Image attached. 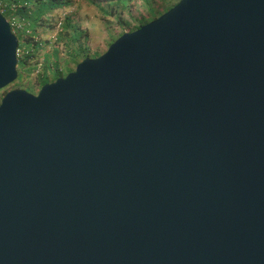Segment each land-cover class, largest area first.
Segmentation results:
<instances>
[{"label": "water", "instance_id": "95a60500", "mask_svg": "<svg viewBox=\"0 0 264 264\" xmlns=\"http://www.w3.org/2000/svg\"><path fill=\"white\" fill-rule=\"evenodd\" d=\"M17 49L0 13V90ZM0 264H264V0H179L6 92Z\"/></svg>", "mask_w": 264, "mask_h": 264}, {"label": "rangeland", "instance_id": "374dc122", "mask_svg": "<svg viewBox=\"0 0 264 264\" xmlns=\"http://www.w3.org/2000/svg\"><path fill=\"white\" fill-rule=\"evenodd\" d=\"M67 1L66 7L47 14L44 26L37 27L36 33L31 34L30 39L28 37L29 45L23 49V53L27 49V55L34 56L28 58L22 67L17 66L18 78L0 90V99L13 89H25L37 94L41 88L37 82L39 78L45 77L49 83L53 82L56 68L61 71L62 77L66 76L82 61L83 56L96 58L106 52L120 35L139 25V17L154 20L179 0H164L157 6L155 15L146 11L143 0H129L124 6L114 4L115 0ZM149 1L155 4L160 0ZM14 15L18 17L16 13ZM66 19L70 20V28L63 26ZM33 43L38 44L37 49ZM27 55L21 54L25 58Z\"/></svg>", "mask_w": 264, "mask_h": 264}, {"label": "trees", "instance_id": "16d2710c", "mask_svg": "<svg viewBox=\"0 0 264 264\" xmlns=\"http://www.w3.org/2000/svg\"><path fill=\"white\" fill-rule=\"evenodd\" d=\"M1 1L4 2L7 9L13 4H15V5L20 4V7L17 9L16 14L18 15L19 18L23 19L26 23L29 24L28 28L31 30V34H33V35L36 33L37 27L44 26L43 23L47 20L46 19L47 14H50L52 11H54L56 9L66 7V5L68 3L67 0H1ZM128 1L129 0H115L114 4L124 6V5H127ZM111 2H113V1H111ZM143 2L146 5V11L149 12V14H151V15H155V13H157L155 11L157 6H159V4L164 3V0H160L155 4L151 3L149 0H143ZM29 4H30V6H29ZM31 5H32V8H31ZM173 6L174 5H172L170 7L168 6L164 10V12L169 10ZM10 13L11 12L8 11V14H10ZM14 14L15 13H13V15ZM138 21H139V25L132 28V30H130V31L136 30L140 26L150 22V20H147V19L145 20V19H143V17H139ZM63 26L65 28H70L71 27L70 20L66 19ZM27 42H29V41L27 40ZM33 45H34V43H33ZM34 48L37 49L38 44L34 45ZM80 50L84 51V49H80ZM32 56H34V55H30V56L27 55V57L23 58V59L18 58V66L22 67L28 61V58H30ZM87 57L88 56L85 55L81 58V60H83L84 58H87ZM60 77H62L61 71H59V69L56 68V71L54 72V77H53L52 81H54ZM37 82L42 87L44 84L49 83L50 81L48 79H46L45 77H41L38 79Z\"/></svg>", "mask_w": 264, "mask_h": 264}, {"label": "built area", "instance_id": "2783aa9c", "mask_svg": "<svg viewBox=\"0 0 264 264\" xmlns=\"http://www.w3.org/2000/svg\"><path fill=\"white\" fill-rule=\"evenodd\" d=\"M20 7V5H11L8 9L6 5L0 0V13L6 17L8 20L12 32L16 35L18 38V49H17V58L23 59L24 56H21V54H28V51L26 49V52L23 53V49L25 50L26 47H28V37L31 38V30L28 28L29 24L26 23L23 19L13 15V13H16L17 9ZM8 11L11 12L8 14ZM61 23L59 22V27ZM21 34V37H20ZM22 39V40H21Z\"/></svg>", "mask_w": 264, "mask_h": 264}]
</instances>
